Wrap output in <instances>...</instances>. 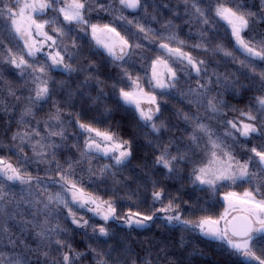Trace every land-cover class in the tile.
Masks as SVG:
<instances>
[{
  "label": "snow or ice",
  "instance_id": "1",
  "mask_svg": "<svg viewBox=\"0 0 264 264\" xmlns=\"http://www.w3.org/2000/svg\"><path fill=\"white\" fill-rule=\"evenodd\" d=\"M153 249L264 264V0H0V264Z\"/></svg>",
  "mask_w": 264,
  "mask_h": 264
},
{
  "label": "trees",
  "instance_id": "2",
  "mask_svg": "<svg viewBox=\"0 0 264 264\" xmlns=\"http://www.w3.org/2000/svg\"><path fill=\"white\" fill-rule=\"evenodd\" d=\"M177 23H180L179 21H177ZM156 231H160L159 229H157ZM145 247H149L150 245L146 242ZM157 255H160L161 256V260H160V264H166V262L164 261V259L162 258L163 257V254L162 253H159L157 249H153V252H152V258L154 260V264H155V257ZM210 255L212 256V259L213 260H216V259H220L221 261H226L227 258L226 257H222L220 256L219 254L217 253H210ZM210 264V262H209Z\"/></svg>",
  "mask_w": 264,
  "mask_h": 264
},
{
  "label": "rangeland",
  "instance_id": "3",
  "mask_svg": "<svg viewBox=\"0 0 264 264\" xmlns=\"http://www.w3.org/2000/svg\"><path fill=\"white\" fill-rule=\"evenodd\" d=\"M237 191H239L240 189H236Z\"/></svg>",
  "mask_w": 264,
  "mask_h": 264
}]
</instances>
